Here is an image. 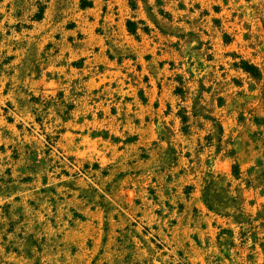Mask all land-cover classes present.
Here are the masks:
<instances>
[{"label":"rangeland","instance_id":"1","mask_svg":"<svg viewBox=\"0 0 264 264\" xmlns=\"http://www.w3.org/2000/svg\"><path fill=\"white\" fill-rule=\"evenodd\" d=\"M0 264H264V0H0Z\"/></svg>","mask_w":264,"mask_h":264},{"label":"trees","instance_id":"2","mask_svg":"<svg viewBox=\"0 0 264 264\" xmlns=\"http://www.w3.org/2000/svg\"><path fill=\"white\" fill-rule=\"evenodd\" d=\"M247 69H249L248 66H247Z\"/></svg>","mask_w":264,"mask_h":264}]
</instances>
